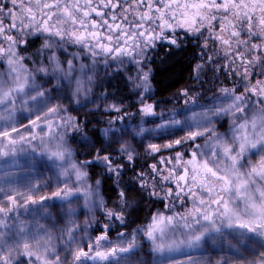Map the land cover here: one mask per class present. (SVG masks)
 <instances>
[{
  "label": "snow or ice",
  "instance_id": "6c2138e0",
  "mask_svg": "<svg viewBox=\"0 0 264 264\" xmlns=\"http://www.w3.org/2000/svg\"><path fill=\"white\" fill-rule=\"evenodd\" d=\"M11 3L12 7H8ZM259 8L264 13V0H185L179 3L178 0H5L0 2V15H6L11 23L5 26L0 20V61H6L8 71L6 74L0 73V121H4L0 130V159L14 158L18 155L17 144L25 140L24 136L19 139L14 138L12 133H18V129L13 126L14 114L17 103L27 106L29 102L37 104H47L52 97L48 95V90L43 89L37 83L41 77L49 78L48 83L55 81L53 90L58 93L62 91V85L71 90L72 97L79 103V97L83 94L87 96L94 78L95 66L103 60L105 67H109V59L118 65H123L127 58L128 63H134L137 68V76L129 77L130 80H139L136 87H143L148 91L149 71H144L142 62L146 58L149 48L155 47L157 40L167 39L170 44L177 45L176 30L184 29L186 33L204 35V48L208 47V41H219L220 51L223 52L227 63L224 65L225 71L235 74L242 80H248L252 75V67L264 64V56L260 53L264 51V44L251 43L255 37L257 40L264 41V15L258 22V30L254 22L255 10ZM94 14V15H93ZM235 21V23L233 22ZM247 24L245 32L244 25ZM217 25L219 32L216 31ZM203 30V31H202ZM171 31L173 35L169 37L166 33ZM226 34V38L225 35ZM248 39H242L244 35ZM29 36H43V43L37 50L35 56L39 58V65L29 68L25 61L32 59L33 65L37 64L35 57H24L18 51L21 44L28 43ZM7 42L6 44L4 42ZM75 46L79 51L71 53L66 64L60 59V54L68 51V46ZM203 50V49H202ZM59 53V54H58ZM84 57L91 60V67L85 63L77 62ZM209 56V61L213 60ZM239 61V63H237ZM202 65H197L199 70ZM243 69L241 72L240 69ZM93 71V75L89 72ZM260 75H264L261 72ZM73 84L75 87L73 88ZM222 97L221 106H214L204 112H193L191 116L186 115L191 109L185 107L182 110H174L172 115L156 125V129L140 128L136 135H142L145 131H160L169 129L187 130V135L173 143L165 145L150 144L152 152L160 151L161 147L173 148L174 145L184 144L186 141H195L197 137H202L206 132L210 138H215L211 156L206 152L194 150L192 159L183 161L182 154L176 153L177 165L182 161L184 164V175L177 179L176 198L183 203V196H187L192 201V207L184 213H174L164 215L156 213L152 217V222L147 228L143 229L144 235L150 242V254L154 264H177L174 253L180 250L181 246L188 248L198 247L205 238L213 234H225V229H240L239 236L242 240L255 241V237H264V80H257L251 88L245 87L244 92L237 94V87L220 89ZM257 99L253 101L251 96ZM187 96V91L184 92ZM143 96V93H141ZM46 98V99H44ZM227 102V103H224ZM187 104V101H186ZM254 106L258 110L249 112ZM115 107V106H113ZM119 112L120 109L116 108ZM60 112V105L49 107L44 113V118L56 116ZM144 115L155 116L153 105L145 104L141 108ZM209 114L220 116L231 115V138L217 135L214 130L204 128L201 131L203 119L210 123ZM41 116L36 117L39 121ZM36 121H30L33 126ZM61 126L72 127L79 130L74 117L61 118ZM48 127L51 130L53 123L49 120ZM195 129V130H194ZM119 131L113 128H105L100 135L104 138L109 137L110 132ZM124 132L127 129L123 130ZM32 139H35L33 135ZM89 144L93 141L85 136ZM63 136H61V142ZM114 142L120 144L119 152L127 156L128 161L133 160V153L127 140L120 143V139ZM111 147V144L108 145ZM200 145H196L199 149ZM222 149V151H221ZM22 151V149L20 150ZM98 150L92 160L82 164L71 163L69 172L61 164L62 175L70 176L75 174L76 181L81 187L72 188L65 184L52 194V197L71 205L73 198H78L83 185L85 184L88 172L84 169L90 165H100L108 173L115 174L117 179L121 174L124 165L119 164L111 155L101 154ZM260 154L258 166L245 169L241 164L242 158L247 154ZM71 152L63 147L57 146V150L51 152L49 159L52 161H69ZM199 157H205L197 163ZM15 159L12 165H16ZM187 165H193L191 172V187L188 185L189 169ZM155 176L161 175L156 165H152ZM203 169L204 178L200 179V170ZM173 172L163 177V181H169ZM12 173L4 172L0 175L10 176ZM212 177L211 182L208 176ZM137 180L140 181V189L147 191L149 183L145 173H137ZM180 181H184L180 187ZM10 183L9 181H5ZM100 180L96 181L98 189ZM150 196H159L156 191L155 182L151 185ZM185 189L187 191L185 192ZM13 194H8L4 187L0 186V193L9 202H0V264H11L12 246L7 243V233L16 227L8 225L11 219L9 213L17 207V199L22 194L16 189H11ZM86 207H95V203L90 204L91 198L98 193L91 187L83 188ZM173 190L168 189L165 199L171 197ZM49 197L41 196L39 200L33 195L27 196V201L37 204L45 201ZM121 205H127V193L123 190L119 193ZM103 207V200L100 201ZM169 205H165L168 207ZM74 210L69 208V215ZM107 216L110 219L119 220L124 223L123 208L118 212L108 210ZM181 221L183 223H181ZM107 228L108 225H105ZM7 230V232L5 231ZM73 228L67 230L68 245L74 242L75 237ZM141 229L133 230L132 239L125 245L121 243L101 250V241L107 239L106 235L96 238L95 245L89 244L88 251L77 248L74 251L75 264H83L82 258L107 262L111 264L115 259L116 264L126 257L134 254L138 245L136 242L137 234ZM179 231L186 239L170 240L169 233ZM251 234V235H249ZM16 235L24 237V255L29 257V264H61V257L55 254V249L50 245L44 246V254H40L39 247L33 249L24 226H20ZM124 236L123 233L120 234ZM15 239V237H13ZM20 240H16L15 247L19 248ZM7 248L8 254L5 255ZM95 249V251H93ZM53 255L55 258L53 259ZM261 264H264V253L261 254ZM35 258L34 260L32 258ZM191 264V262H190Z\"/></svg>",
  "mask_w": 264,
  "mask_h": 264
},
{
  "label": "rangeland",
  "instance_id": "374dc122",
  "mask_svg": "<svg viewBox=\"0 0 264 264\" xmlns=\"http://www.w3.org/2000/svg\"><path fill=\"white\" fill-rule=\"evenodd\" d=\"M0 20L10 21V18L2 17L0 15ZM6 18V19H5ZM27 44H21L18 48L20 54L24 57H35L37 64L33 65L32 59H26L25 63L29 68L39 65V58L35 56L38 49H40L43 43V36H29ZM7 43L6 41L4 42ZM79 51L76 47L71 49L68 47V51L60 54V59L66 64L67 59L70 58V54ZM59 54V53H58ZM149 56L142 62L143 70L149 71L148 77V91H145L141 86L136 87L139 84V80H130L129 77L137 76V68L134 63L126 62L123 65H118L116 62L109 59V67H105L103 60L95 66L94 78L88 87L90 91L87 96L83 94L79 97V103H77L76 98L72 97L71 90L66 86L62 85V91L59 93L53 90L55 81L48 83L49 78H39L37 83L42 85L43 89L48 90V95L52 97L48 100L47 104H37L34 102H29L27 106L17 103L16 111L14 114V124L19 131L18 133H12L14 138L19 139V136H24L25 140L17 144L18 155L14 158H3L0 159V175L4 172H10L12 175L3 176L0 180V186L4 187L8 194L14 193L11 189H16V191L22 194L21 197L17 199V207L9 216L10 220L7 221L8 225L11 227L15 225L16 227L12 232L7 233L6 240L9 245L12 246V262L11 264H29V257L24 255L23 241L24 237L16 235L20 226H24L27 237H35L34 240H30V245L33 249L39 247L40 254H44V246L50 245L51 248L55 249V254L61 257V264H75L74 262V251L79 247L83 248L84 251H88V245L96 243V238L104 235L102 233V228L104 224H115L117 226V220L110 219L107 216L108 210L110 209L105 205L103 197L100 190L92 185L87 177L83 188L91 186L98 195H94L91 198L90 204L95 203V207H86L85 198L82 194L83 188L78 198H73L71 205L66 202H62L59 199L52 197V194L65 187V184L72 188L81 187V185L76 181L75 174L72 173L70 176L62 175L61 164L64 168H68L71 172L70 164H82L86 161H90L96 155L98 150H102L101 154H108L113 157L119 164L124 165L121 169V174L117 179L115 174L108 173L102 169L100 165H90L84 170L89 173L91 169H99L103 177H108L111 179H117L119 182V193L122 190L125 183H130L131 187L140 188V181L137 180V173H145L149 188L147 191L141 189L145 193L152 191L151 185L153 182L156 184V191L159 196H153L155 200H158L163 204V209L159 212L164 215H173L174 213H184L188 208L176 207L175 204H168L167 198L165 199V192L163 188L165 187V181L163 183V177L168 176L173 166V170L176 168L177 160L176 153L180 152L183 157V161L191 160L189 152L194 149L195 145H200L198 151L206 152L208 156H211L213 145L215 144V138H210L208 132L202 137H197L195 141L188 140L184 144L174 145L173 148L161 147L160 151L152 152L149 148L150 144L165 145L168 143H173L177 139H181L187 135V130L179 129H169L160 131H145L142 135H136L140 128L144 129H156V125L162 122L163 119H167L172 115L174 110H178L177 107L181 108L183 106L189 108L191 107L188 101V95L185 96L183 92H190V95H194L196 100H205L201 106L194 109V112L200 113L204 112L209 108L215 110L214 106H221L222 104L215 103L214 101L210 103L208 97H204L205 88L210 90L212 84L210 82L211 76L206 73H201V75H196V80L185 86V89L178 91L174 95V100L171 99L169 104L171 109L165 108L164 105L157 104L156 102H151L150 99L153 95L152 84L150 83L151 78V68L148 63ZM80 63H85L91 67V60L88 57H84L81 61L77 62V68ZM197 70V68H196ZM8 71L6 61H0V73L6 74ZM126 74L130 90L134 95V101L138 105L140 111L139 117L134 121H129L128 123H122L123 114L126 112L127 105L113 102L105 94L96 93L93 91L95 83L100 79L107 78L109 76L115 75L116 73ZM197 73V71H196ZM89 75H93V71L89 72ZM198 82V83H197ZM196 84L204 85L201 89L195 88ZM192 85H194L192 89ZM73 88L75 85L73 84ZM201 91V92H199ZM143 93V96H141ZM212 95V94H211ZM210 95V96H211ZM198 96L201 99H197ZM203 98V99H202ZM46 99V98H44ZM212 99V97H211ZM187 101V104H186ZM145 104L153 105V109L156 113L155 116L144 115L141 112V108ZM184 104V105H183ZM60 105V112L56 116H49L47 119L44 118V113L47 112L49 107H54ZM115 106V107H113ZM116 108L120 111L117 112ZM258 110V109H257ZM104 114L112 115L110 121L106 124L105 128L118 129L119 131H114L109 133V137L106 139L100 135L102 139V147H97L96 141L89 137L93 144H89L88 140L85 139V134L78 135V130L72 127L61 126V118L74 117L75 122L80 130L84 118L93 114ZM193 112H187L186 115L191 116ZM253 112L249 113L251 116ZM41 116L39 121H36L37 116ZM208 119L210 123L205 122L203 119L201 131L204 128L212 129L217 135L224 136L226 138H231V123L232 116L221 114L220 116H215L209 114ZM53 123V128L50 130L48 127V121ZM30 121H36V125L33 126ZM4 121H0V130L4 125ZM118 123V124H117ZM84 124V123H83ZM104 128V129H105ZM127 129L126 132L123 130ZM195 130V129H194ZM82 133V132H80ZM33 135L35 139H32ZM61 136H63V141L61 142ZM116 139H120V143L125 140L130 144L133 160L130 162L126 155L119 152L120 144L114 142ZM2 143V141H0ZM63 144V147L71 152V157L69 161H52L49 159L51 152L57 150V146ZM111 144V147L108 145ZM22 149V151H20ZM222 151V149H221ZM147 157H153L149 164L140 166L136 164L135 160L145 159ZM205 157H199L198 160L202 161ZM15 159L17 162L15 166L12 165V160ZM260 161V154H247L241 160V164L244 165L245 169H249L253 166H258ZM143 163V162H142ZM136 164V165H135ZM138 165V166H137ZM152 165H156L157 169L160 170L161 175L155 176V181H153V176L155 175L152 171ZM184 164L180 163V167ZM137 168L133 175L129 176L125 173L126 168ZM180 168L176 169L178 172ZM179 174V173H178ZM172 178L169 180L171 183ZM9 181L10 183H6ZM122 187V188H121ZM33 195L34 198L39 200V197L45 196L49 199L45 201H40L37 204H31L27 201L28 195ZM103 200V207L100 206V201ZM0 202L3 204H8L9 202L4 198V194L0 193ZM119 202V199H118ZM121 205V203H119ZM169 205L165 207V205ZM124 206V207H123ZM123 214L127 209L125 205ZM69 208L74 210L72 215H69ZM191 208V207H190ZM119 211V210H114ZM2 218V216H0ZM152 222V218H148L146 223L142 226L133 227L132 229L126 228V221L121 224L120 234L123 233L124 236L121 237L120 234L115 236H109L106 240L101 241V250H107L123 241L126 245L128 240L132 239L133 230L141 229L137 234L136 242L137 249L134 254L130 257L120 261V264H154L152 255L150 254V242L144 235L143 229L147 228ZM181 223H183L181 221ZM126 225V226H125ZM73 228L75 231L73 233L75 240L68 245L67 241L69 239L67 230ZM7 232V230H5ZM243 231L240 229H225V234H213V236L205 238L201 241L200 245L195 248H188L186 246H181L180 250L174 253L177 264H261L262 256L264 253V237H255V241L252 240H242L239 236V232ZM251 235V234H249ZM15 237V239H13ZM169 239L181 240L186 239V236H182L179 231L169 233ZM16 240L21 241L19 248L15 247ZM95 251V249L93 250ZM5 255L8 254L7 248L4 252ZM55 256L53 255V259ZM35 259L34 257L32 258ZM83 264H107V262H100L96 260L82 258ZM35 264H40L39 261H35ZM111 264H116L115 259L112 260Z\"/></svg>",
  "mask_w": 264,
  "mask_h": 264
},
{
  "label": "trees",
  "instance_id": "16d2710c",
  "mask_svg": "<svg viewBox=\"0 0 264 264\" xmlns=\"http://www.w3.org/2000/svg\"><path fill=\"white\" fill-rule=\"evenodd\" d=\"M190 55L191 48L169 52L161 50L157 54L152 55L149 63L151 68L150 82L153 88L151 102H156L160 105L167 104L179 90L188 87L185 85H190L194 74ZM94 87L93 91L96 93L105 94L109 100L127 105L126 112L123 114L121 120L122 123L134 121L139 117L140 111L134 101V95L130 90L126 74L118 72L115 75L100 79L95 83ZM110 117L112 115L100 113L85 117L84 124L82 123L80 130H78V135L85 134V136L93 138L96 141L97 147L101 148L102 139H100V133L108 121H110ZM152 159L153 157H147L143 160L137 159L135 163L140 164L144 168ZM137 168L141 167L126 168L125 173L131 176L136 172ZM122 179H120L121 183L123 182ZM88 180L95 187L96 181L100 180L98 189L108 208L120 210L124 207L119 204L120 200L118 202V186L120 181L103 177L98 168L89 170ZM122 190L127 193V205H125L127 209L123 214L127 225L126 228L132 229L133 227L144 225L148 218H152L163 209V204L160 201L155 200L148 193L141 191L140 188L135 189V187H131L130 183H125Z\"/></svg>",
  "mask_w": 264,
  "mask_h": 264
},
{
  "label": "flooded vegetation",
  "instance_id": "af4514ba",
  "mask_svg": "<svg viewBox=\"0 0 264 264\" xmlns=\"http://www.w3.org/2000/svg\"><path fill=\"white\" fill-rule=\"evenodd\" d=\"M0 2H5V0H0ZM179 3H184L185 0H178ZM249 2H251V0H249ZM8 7L11 8L12 5L11 3H8ZM94 15V14H93ZM264 15V13H262L260 11L259 8H257L255 10V16H254V22L255 25L257 27L258 30V22L260 17ZM5 16L6 18H8L6 15H2V17ZM5 18V19H6ZM1 19V18H0ZM3 21V20H2ZM235 23V21H233ZM3 23L5 24V26H7L8 24H10L11 22L8 21H3ZM245 28V32L247 30V24L244 25ZM203 31V30H202ZM216 31L219 32V26L217 25ZM169 37H171L173 35V33L171 31H168L166 33ZM176 38H177V42L179 44V47H177V45H173L170 44L168 42L167 39L165 40H157L155 42V47L153 48H149L147 51V56H149L148 58V63H150V59L152 58L153 54H157L158 52H160L161 50L169 52V51H180V50H185L187 48H191V57L190 60L192 61V66H193V80H196V75L199 74L201 75V73H206L208 75L211 76L210 82L212 84V88L210 90H207L205 88L206 91L204 92V97H208V100L210 99V103L211 102H215L218 104H222V99H218L222 97L221 91L220 89L222 88H229L232 89L234 86L237 87V94L243 93L245 87H249L251 88L252 86H254L256 84L257 80H264V75H260L261 72H264V64H259L257 63L256 65H254L251 69L252 71V75L249 76L248 80H242L241 77L236 76L235 74H229V71H225L224 65L227 63V61L224 58L223 52L220 51L219 54H217V50L220 48V43L219 41H213V40H209L208 41V47L204 48V37L208 35V33L205 31L204 35H191L185 32L184 29H177L176 30ZM225 35L226 38V34ZM242 39H248V36L245 34ZM257 43V44H264V41L261 40H257L255 39V37H253V39L250 41L251 43ZM69 48L73 49L75 48V46L69 45ZM203 49V50H202ZM262 56H264V51H261L260 53ZM209 56H213V60L209 61ZM237 63H239V61H237ZM202 65V67L199 70H196L197 65ZM197 71V73H196ZM240 71L242 72L243 69L241 68ZM151 79V78H150ZM191 81V82H192ZM151 83V82H150ZM198 83V82H197ZM194 85H192V89ZM201 86H204L203 84H196L195 88L201 89ZM182 91V90H179ZM201 92V91H199ZM184 93V92H183ZM188 93V101L190 104V112H194V109H196L198 106H201V104H203L205 102V100H196L194 99V95H190V92ZM212 94V95H211ZM211 95V96H210ZM249 96H251V93H248ZM212 97V99H211ZM201 99L200 96H198L197 99ZM202 98V99H203ZM251 99L253 101H255L257 98L254 96H251ZM170 102V101H169ZM169 102H167V104H165V108L171 109V105L169 104ZM227 103V102H224ZM184 105V104H183ZM189 107V106H187ZM185 106L179 108L177 107L178 110H182L184 109ZM258 109L257 106H254L253 110H251L249 113L256 111ZM141 110V109H140ZM196 149V145L194 146V149L192 151L189 152L190 158L192 159V153L193 151ZM197 163H199V160L197 161ZM181 164H183V161L181 162ZM173 166H171V171L174 173L172 176V180L171 183L169 181H167L165 184V187L163 188L164 192L167 193L168 189L171 188L173 190V194L171 197L167 198V203L168 204H175L176 207H180V208H190L192 207V201L189 197L187 196H183V193L181 194L183 197V203L181 202L180 199L176 198V192L179 191L180 189L177 187V179L180 175H184V165L182 167H180V164L177 165L176 164V168L173 170L172 168ZM188 169H189V173H188V185L189 187H191V169L193 167V165H187ZM180 168V172H178L176 169ZM179 173V174H178ZM204 178V173H203V169L200 170V179ZM208 180L211 182L212 177L209 175L208 176ZM184 181H180V187H183ZM164 183V181H163ZM187 191V189H185V192ZM117 222V226L111 225V224H104L103 228H102V233L104 235H106L107 237L109 236H115L117 234H120V227H122L121 222L119 220L116 221ZM105 225H108V227L106 228Z\"/></svg>",
  "mask_w": 264,
  "mask_h": 264
},
{
  "label": "water",
  "instance_id": "95a60500",
  "mask_svg": "<svg viewBox=\"0 0 264 264\" xmlns=\"http://www.w3.org/2000/svg\"><path fill=\"white\" fill-rule=\"evenodd\" d=\"M184 183V182H183Z\"/></svg>",
  "mask_w": 264,
  "mask_h": 264
}]
</instances>
